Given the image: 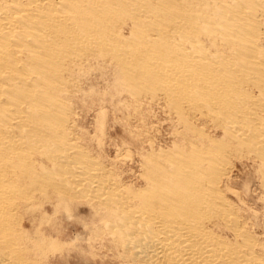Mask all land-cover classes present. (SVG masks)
I'll list each match as a JSON object with an SVG mask.
<instances>
[{
	"label": "bare ground",
	"instance_id": "1",
	"mask_svg": "<svg viewBox=\"0 0 264 264\" xmlns=\"http://www.w3.org/2000/svg\"><path fill=\"white\" fill-rule=\"evenodd\" d=\"M93 73L172 118L138 169L117 166L130 147L108 161L85 143ZM243 157L264 202V0H0V264H46L55 221L82 204L96 264H264V224L234 185Z\"/></svg>",
	"mask_w": 264,
	"mask_h": 264
},
{
	"label": "rangeland",
	"instance_id": "2",
	"mask_svg": "<svg viewBox=\"0 0 264 264\" xmlns=\"http://www.w3.org/2000/svg\"><path fill=\"white\" fill-rule=\"evenodd\" d=\"M104 79L107 80L105 81ZM110 81L111 78L109 74L98 77V75L93 73L87 83H85V87L87 89L92 88L91 90L94 91V95L96 97L94 95L93 96L96 100L94 97H85V99L81 101V106L78 107V112L79 116L81 115L79 117L80 120L82 119L80 121L81 128L85 132V143L89 145L92 152L98 153L106 158V160L110 161L114 159L119 152L124 153L129 149V147L132 148L130 152L135 155L136 161H132V159L127 158L126 160L117 162L118 168L123 174H125L128 171H131L132 167H134V170L138 169L139 153L148 147V145L146 146V142L142 143L143 139L155 138L157 143L162 145H170L173 142V121H171L172 118L169 116L170 114L166 111L162 103H154L152 105L143 106L141 114L139 113L140 111L136 112L132 110V108H128L123 105L125 103L124 98L126 97V94L120 93L121 95H115L113 85L108 84L111 83ZM89 82L90 84L88 85ZM112 88L113 93L111 91ZM109 90L110 92H108ZM110 96L114 98L111 99ZM92 103L94 105H92ZM115 105L118 106L117 109H115ZM127 108L130 109V111H127ZM119 118H121L122 121ZM143 134L147 135L143 136ZM170 139L172 140L170 141ZM139 140H141V142ZM136 147H138L139 150ZM235 162L236 167L234 169L233 179L235 182V189L240 192L241 198L245 202L246 207L243 210V214L244 216L250 217L252 220L258 217L257 221H259V225H263L264 202L261 199L263 189L257 172V164L253 159L248 157L237 159ZM253 164L256 166L254 165V167ZM231 197L235 201H240L236 196L231 195ZM78 209L79 211L75 213V217L72 219L61 217L63 220H56L55 218L56 226L62 231V234L56 235L55 237L60 240V243L63 246L59 250L50 254L51 260L49 261L48 259L49 262L47 261L46 264H96V259L92 255V257L90 255H86L85 251L79 248L81 243L88 245V237L90 234L87 228H85L83 218L87 216L90 218L92 210L86 204L79 205ZM70 242H74L78 245V248L71 252L68 251L66 246H64ZM101 251L102 253H108L106 249H104V251L101 249ZM97 261H99V259ZM109 263L110 262H108V264Z\"/></svg>",
	"mask_w": 264,
	"mask_h": 264
}]
</instances>
